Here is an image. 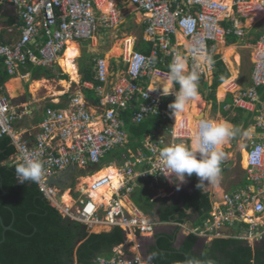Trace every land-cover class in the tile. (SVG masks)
<instances>
[{
	"label": "built area",
	"instance_id": "built-area-1",
	"mask_svg": "<svg viewBox=\"0 0 264 264\" xmlns=\"http://www.w3.org/2000/svg\"><path fill=\"white\" fill-rule=\"evenodd\" d=\"M107 1L0 0V4H12L20 19L17 38L6 42L0 37V60L8 73L15 76L22 67L30 64L52 68L59 65L70 42L92 40L101 30L118 26L120 21L116 12L108 15L102 13ZM254 1L131 0L144 16L145 39L153 43L154 47L151 55H145L136 51L135 45L129 52L128 44L125 43L121 55L124 67L115 82L106 61L96 62V78L103 84L97 88L102 111L93 114L81 106L78 100L72 101L63 110L48 108L36 135L35 145L31 146L16 132V124L25 118L26 112L0 89V138L9 136L12 139L17 149L14 161L22 163V157L28 156L43 164L44 173L39 187L64 217L92 228L105 226L112 230L120 227L124 229L127 239L130 235H155L157 223L136 208L132 207L128 211V203L122 197L131 195L140 180L149 181L152 188L162 184L172 186L178 181L174 176H167L159 153L166 147L177 145L178 139H191L186 129L179 133L171 131L172 140L169 144L163 138L155 142L147 141L145 151L140 149L128 159L125 156V166L123 170L119 169L125 179L120 188L114 191L109 203L105 202V197L96 202L92 194L88 193L79 203L75 201L76 210L68 206L64 209L63 202L59 201L60 190L49 186L48 181L72 166L82 170L92 168L82 177H94L105 166V158L110 152L125 148L129 143L122 112L137 108L133 118L136 123L150 116H166L163 108V97L166 95L148 86V81L151 83L154 75H169L158 68V61L165 64L166 57H171V66L185 61L188 71L192 68L199 77L212 74L216 46L231 36L245 37L243 27L237 25L234 16L254 13L257 8ZM226 21H233L234 24L225 25ZM178 35L184 38L187 45L183 53L180 51L181 45L175 40ZM252 83L250 88L238 91L234 98L236 107L246 109L247 104L254 105L258 101V88L264 86V34L256 43ZM232 88L233 85H230L228 90ZM256 127L262 131L261 139L253 142L248 149L246 167L255 191L241 190L226 194L223 208L215 214L217 226L235 221L247 222L249 210L255 215H264L263 113L257 118ZM136 168L141 170L137 172ZM110 180V177L97 180L92 191L107 186ZM71 196L74 200L73 190ZM214 229L209 230L206 225L196 233L208 237L215 232ZM114 253L109 259L98 257L95 264H146L140 257L131 258L123 246L115 248Z\"/></svg>",
	"mask_w": 264,
	"mask_h": 264
},
{
	"label": "trees",
	"instance_id": "trees-1",
	"mask_svg": "<svg viewBox=\"0 0 264 264\" xmlns=\"http://www.w3.org/2000/svg\"><path fill=\"white\" fill-rule=\"evenodd\" d=\"M1 12V8H0ZM18 18L14 19L16 24ZM18 23V22H17ZM139 29V27H137ZM146 25H141L138 35L136 50L151 55L153 43L145 40ZM236 37L230 38L228 42L235 43ZM173 41V39H172ZM174 42V41H173ZM163 57L159 55V57ZM165 64L158 61V68L169 73L171 68V57H166ZM213 83L205 82V77H200V93L207 101L218 109L217 90L226 82L231 74L226 63L219 55L212 58ZM95 65V63H94ZM54 68V67H53ZM53 68L38 67L32 64L22 67L24 74H30L32 78L40 80L58 79L64 80L68 76L63 74L60 67L58 71ZM83 82H90L97 86L102 83L96 80L93 64L82 69ZM11 76L0 60V89L5 93V85L11 80ZM253 83L249 85L251 87ZM177 89L180 85L176 83ZM88 99L92 98L100 102L95 90L84 89ZM261 103L264 102V86L258 88ZM224 94H221L222 98ZM67 98V97H66ZM175 100L174 96L163 97V108L171 112L169 107ZM232 99H227L220 105L224 117H228L232 110L236 112L234 117L228 118L236 129L242 121L245 128L255 124L256 113H248L240 108L225 110ZM47 108H63V105L49 104ZM137 108H131L122 112L121 117L126 131L129 134V143L125 148H118L110 152L105 162L112 161L114 157L124 160L123 155L130 156V151L138 148L145 149V142L159 129L171 132V123L168 116L161 114L150 116L141 123L134 121ZM189 147L188 144H184ZM190 148V147H189ZM146 150V149H145ZM17 153L9 136L0 138V262L2 264H95L98 257L112 258L114 249L126 243L124 229L117 227L109 232L90 233L89 226L71 218L64 217L42 193L38 183H17L15 168L20 163L11 160ZM125 164V163H124ZM194 191L192 194L182 192L180 196L171 200L152 201V192L148 189L149 181L140 180L138 186L132 193V200L144 214L148 216L158 215L161 222H182L187 217V211L193 210L198 215L197 226H203L208 220H212L213 206L210 194L199 190L196 184L198 178L193 175L189 177ZM250 181H246L248 185ZM162 203L159 211H155L158 203ZM6 227L11 229L6 230ZM238 232L234 238H217L207 245H201V238L195 234H189L182 243L179 250L174 248L177 233L172 235L159 234L158 245L149 248L148 254L152 257L153 264H185L186 261L198 262V264H264V238L256 246H250L248 241L241 238L245 231L252 232V225L236 221L232 224ZM200 247V248H199ZM126 252L131 255L130 251ZM188 258V259H187Z\"/></svg>",
	"mask_w": 264,
	"mask_h": 264
},
{
	"label": "crops",
	"instance_id": "crops-1",
	"mask_svg": "<svg viewBox=\"0 0 264 264\" xmlns=\"http://www.w3.org/2000/svg\"><path fill=\"white\" fill-rule=\"evenodd\" d=\"M114 1L117 2V7L115 9H113L111 11V13L112 12H116L119 15V12L117 10L119 3H118L117 0H114ZM229 1H231V0H229ZM254 2H255V4L257 3L256 4L257 8L255 9L254 13H252L251 15H247V16L246 15H242V16L241 15H235L234 16V19H236L238 21L237 25L239 27L240 26L243 27V29L245 31V37L240 38L238 36H231V37L227 38L225 41H222V42L218 43V45L215 48V55H219L222 58V60L226 63V65H227V67L229 69V72L231 74V77L226 82H224L225 84L223 83L224 84L223 87H226V90L228 91V87L230 85H233V88L231 90L233 93L226 91V93L224 94V96L222 98H220L219 95L217 96L218 106L219 107H218L216 112H218L219 117H220L219 119L217 118L218 121L214 120V118H212L210 115H208L207 112H205V110L202 113V115H204V117H203L204 119L201 118L203 120H209V121H215V122H220V121L221 122H227L228 124H230L231 126H233L235 128V130L238 133L237 134L235 133V135L233 136V137H235L236 140H234V138H231L228 141V145L230 146V147L229 146L228 147H229L230 150L233 149V146L236 144V142L239 139H241L244 136V134L247 133V131L253 133L252 135H250V137H251V139H253V141L251 142V140H250L251 143H250V145H248L249 147L245 151V153H246L245 154V160H246V156L248 154V149L250 148L252 143L255 142V141H259L261 139V134H262L261 130L256 127V122H255V124H251V126L245 128V122L244 121L241 122V124L239 126V129H236L235 125L233 123H231L230 121H228V118L234 117L236 115V112L234 110H232L231 113L228 115V117H224V115L222 113V110L220 108V105L223 104L228 98L234 100V97L238 94L237 91L239 89L248 88L249 85L252 83V73H253L252 71H253L254 65L250 64V66H249L247 64L246 58L244 56L245 53L238 54V52H237L238 48L237 47L241 46L244 49H248L251 52V54H252V57L249 56V59H252L253 61H255L256 43H257L258 39L264 34V3H263L264 0H255ZM129 3H130V0H129ZM130 5L135 10H137L136 7L133 6L131 3H130ZM0 8H1V12H0V37L6 42H11L12 40H14L15 38H17L19 36V31H18L19 26H20L19 15H18L17 9L12 4H8V3L7 4H0ZM103 14H106V13L103 12ZM142 17H143V20H144V16L143 15H142ZM16 18H18V20H17L18 23L16 22V24H15L14 23V19H16ZM248 22L250 23L249 25H247ZM224 24L225 25L234 24V22L233 21L232 22H227L226 21ZM233 37H236L237 40H236L235 43H231L230 44L228 42V40L230 38H233ZM132 39L134 40V45H135V48H136L137 40H136V38H132ZM94 40L96 41V38H94L93 41ZM175 40L178 41V43L181 45L180 51L183 53L185 51V48L187 47L184 38L181 35H178ZM95 41H94V43H95ZM86 42H90V41H86ZM229 47H233L235 49V51H236L235 55L231 58V64H230V62L227 61L228 59L225 57V52H226L227 48H229ZM123 49H124V45H123L122 50ZM80 50H81V48H80ZM81 52H82V50H81ZM238 55L241 56L240 57V63H238V61H237L238 60L237 59ZM82 58L83 57L81 55L80 57H78L75 60V63L77 65V67L79 65V69H78L79 75H80L79 76L80 77L79 81H80V83L82 85V89L78 90V92H77L75 97H70V96H68L66 94V95L63 96V98H65V101L62 102V99H56L55 100L56 102L54 101L53 103H49V104L63 105V108H56V110H63V109H66L68 106H70L72 101L78 100V102H79V104L81 106L86 107L93 114H96V113L99 114L102 111L100 102L97 103L92 98L88 99L86 97L85 93H84V89L95 90L96 93H97V88L102 86L103 84H101L100 86H97V88H96L93 83L83 82V75H82L83 65L87 66V67H90V64L92 63L93 64V71L96 74L95 67H96V61L98 59H105L110 64H112L113 62H116V67H115L114 72H113V69L111 67V71H112L111 73L114 76L113 79H114V82H115L117 80V78L119 77L118 73L121 72L122 68L124 67V64L122 62L121 57H119L118 59L116 57H114V56L109 58V59L106 58V57L97 58L93 54L88 55L89 63H85V61L83 60V62L81 61V64H79L78 61L81 60ZM116 59L119 60V61H117ZM94 63H95V65H94ZM183 64H185V61L183 62ZM246 65L249 66L247 71H246ZM60 69L62 71H64L62 67ZM186 71H187V69H186ZM63 74L68 76V78L64 79V80L65 81L69 80V74L66 73L65 71H64ZM166 76H168V75H160V74L154 75L151 83L148 81V84H149L148 86H150L151 88H157V89H162L163 88L164 89V86L168 85L169 86V89H167L168 91L166 89H164V90L167 91V92H171V90H173V89H170V88L174 87V83L171 81L172 82V87H171L167 83V79L165 78ZM163 77H164V79H163ZM233 77L236 78V79H232ZM17 78L21 79V90H22V92H18L16 97H13V95L9 92V90L7 88V84L10 81H12L14 79H17ZM46 80H49V79H46V78H42L40 80L34 79V78H32V76L30 74H24V71L21 69L18 72L17 75H15L11 80H9L6 83V85H5V93H6V95H8L12 99L13 103L15 104L16 100L20 99L22 97V95L24 93V90H25V92L28 93L27 88H28V86L30 84H33V82H35V81H45V82H47ZM64 80H60V81H64ZM96 80H97V78H96ZM230 80H232V82L228 83V81H230ZM23 81H24L25 84L23 83ZM204 99L206 100V98L203 96V100ZM207 102H209V101H207ZM204 103L205 102H203V104ZM49 104L43 105V106H41L40 104L30 106L28 103H24V102L21 103V104H18L19 107L21 108V110L26 112V116H25L24 119H22L21 121H19L16 124V132L18 134H21L23 136V139L26 142H28L29 145H31V146L35 145L36 135L40 131V125L42 124V122H43V120H44V118L46 116V111L48 109L47 106ZM231 108H237L236 106H234L233 102H232V104H228L226 106L225 110H230ZM238 108H240V107H238ZM240 109H242V110H244V111H246L248 113H256L258 107H257V104H254V105L247 104L246 109H243V108H240ZM260 111L264 114V102L261 103V110ZM191 115H192V111H191ZM167 116H169L168 112H166V117ZM256 118L257 117L254 118L255 121H256ZM174 119H175V116L173 117V121H174ZM100 127H101V125H100ZM159 138L165 139L166 140V144H169L171 142V140H172L170 132L168 133L166 130L159 129L156 132H154V135L152 137H148L146 139V142L147 141L155 142ZM180 140H181L180 142H177L178 144H183L184 145V141L188 142L189 144L191 143V141H189V140H182V139H180ZM189 147H190V145H189ZM140 149H142V148H138L137 151H134L133 149H131L130 156H131V154L137 153ZM142 150L145 151V149H142ZM125 156H127V155H123L124 160H121L118 157H114L112 161L108 162V165H109L108 168L112 167V166L117 168L118 170H119V167L124 168V166H125L124 163L130 157L129 156V157H127V159H125ZM14 159H15V156L12 157L11 160H14ZM225 166L226 165H225V163L222 160V162L220 164L221 170H223L225 168ZM139 170H141V169L139 168ZM139 170L136 168L137 172ZM245 170H246V167H245ZM85 177L76 179V184H77V181L80 180V179H82V180L88 179V177L87 178H85ZM124 179H125V177L123 176L122 183H123ZM144 181H146V180H144ZM246 181H249L247 174L244 177V179L241 180L240 183H237V184H234V185L231 184L230 186H227L225 188H223L222 186H219V188L223 192V194H220V192H219L220 190L215 189V187L208 186L207 190H204V193L210 194V199H211V203H212V206H213L212 215H215L217 213V211H219V210H221L223 208V200H224V196L226 194L236 193V192L241 191V190H248V191H253L254 190L255 191V187L253 185H251V182L247 185ZM187 184L189 185L190 190H180L178 192V190H179L178 188L184 187ZM148 189L151 190V192H152V201H154V200H164V199L173 200V199L177 198L178 196H180V194L182 192H187V193L192 194L193 191H194V186H193L190 178L186 176L184 183H179V181H176L172 186H166V185L162 184V185H159L157 188H152L150 186V184H149ZM74 191H75V189L73 190V192ZM76 193H77V191L74 192V194L77 197L79 194H76ZM87 194H88V192H87ZM169 194H171V195H169ZM87 196L88 195H86V197ZM132 197H133L132 194L122 197L128 203L127 210L130 211L131 209L136 208V209H138L140 211V209L137 207V205L133 202ZM216 202H220L221 204L219 206H215ZM161 205H162V203L159 202L157 204L156 208H154V210L155 211H159V208H160ZM140 212H142V211H140ZM149 217L153 221H155L157 223L155 236L158 237L159 234L172 235L174 233H177V237H176L175 241L179 238V233H181L180 231L182 229L184 230L183 233L187 237L189 234H192V233L195 234V232L198 229H202V228L206 227V225H208L209 230H212L213 228H215L214 229L215 232H212L208 236V238L202 237V236H200V237L202 238L201 239L202 242L205 243V242L209 241V242H207L209 244L214 239L227 238L226 236L223 237V235L219 234V231L222 230L223 228H225L226 226H230L229 223H224L221 226H217L216 223H215L216 222V217L215 216H213L215 218H213L212 220H208L203 226H197L198 215H196V213L193 210H191V209H189L187 211V217L184 219V221H182L180 223L179 222H161L159 217H158V215L153 216V217L149 216ZM232 228L235 231L236 228L234 226ZM253 229H255L254 231L257 230V228H254V227L252 228V230ZM109 231H111V230H109ZM109 231H105L104 230L102 232H109ZM102 232H98V233H102ZM251 234H252V232L245 231L243 233V235H242V238L243 239H248L249 235H251ZM220 235L222 237H220ZM259 235H261V234H259ZM148 236H152V235H148ZM235 236L237 237V233L236 232H235ZM138 237L140 238V237H147V236H138ZM257 237H259V236H257ZM126 239H127V237H126ZM126 242L128 243V239H127ZM126 246H129V245L126 244ZM151 246H153V245H150V247ZM137 247L140 248L139 246H137ZM150 247H148V248H150ZM132 255L134 257L137 256V257L142 258L143 262L146 263V264H152L151 260L149 261V257H151V256L147 252H146L145 255H142L139 251H137V253H135V254L132 253Z\"/></svg>",
	"mask_w": 264,
	"mask_h": 264
},
{
	"label": "rangeland",
	"instance_id": "rangeland-1",
	"mask_svg": "<svg viewBox=\"0 0 264 264\" xmlns=\"http://www.w3.org/2000/svg\"><path fill=\"white\" fill-rule=\"evenodd\" d=\"M117 1L119 3L117 10L119 12V21H120L118 26L111 27L110 29H107V31H104V32H99L95 37L96 38V41L94 40L95 43L93 40H91L90 42H86L83 40H76V43L79 45V47L82 50V52H81V50L79 48L78 52H79L80 56L82 55V57H83L81 60L78 61L79 64H81V61L83 62V60L85 61V63H89L88 55H90V54L95 55L97 58L106 57L109 59V58L114 56L118 59L120 57V55L122 53H124V50H122V48H123V45L125 43L128 44V51L131 52L133 50V46H134V40L132 38H136V40L138 42V35L140 32L139 30H140L141 25L144 24L142 15L130 5L129 0H117ZM249 24L250 23L248 22L247 25H249ZM137 27H139V29ZM237 48H238L237 49L238 54L245 53L244 56H245L247 64L249 66H250V64L251 65L255 64V61H253L252 59H249V56L252 57V54L248 49H244L241 46H239ZM119 49H121L123 52L119 53L117 51ZM235 52L236 51L233 47L227 48V50L225 52V57L228 59L227 61L230 62V64H231V58L235 55ZM240 57L241 56L238 55V58H237L238 63H240ZM117 61H119V60H117ZM248 65H246V71L249 68ZM111 66H112V69L114 72L115 67H116V62H113L111 64ZM77 68L79 69V65ZM53 69L55 71L59 72L57 66H54ZM192 71H193L192 68L189 71L187 69L185 74L191 73ZM62 72L64 73V71H62ZM118 75H119V73H118ZM165 78L167 79V83L172 87L173 81L171 82V80L169 79V75L166 76ZM79 79H80V77H79ZM232 79H236V78L233 77ZM70 80H71V78L69 76V80H67V82H68L67 86H64L62 84V81L57 80V79L46 80L47 82H45V84H43L41 87H38L37 89H34L31 86L32 84H30L27 88L28 93L25 92V90H24L22 97L20 99H17L15 104L18 105V104H21L24 102V103H28L30 106L38 105V104L43 106V105H47L49 103H53L56 99H62V102L65 101V98H63V96L66 94L70 97H75L78 90L82 89V85H81L79 80H78L79 83L78 82L72 83V81H70ZM200 80H201V78L199 77L198 85L201 84ZM204 81L208 82L211 85L213 82L212 75L210 73H207L205 75ZM231 82H232V80L228 81V83H231ZM23 83H24V81H23ZM175 84L176 83H174V87L171 88V89H173V90H171V92H167L163 88H162L163 90L162 89H159V90H161L166 96H174L175 97L176 94L179 92V89H180L179 88L177 90V87ZM224 84L218 88L217 96L219 95V97L221 96V94H225L227 91L226 87H223ZM198 91H199V86H198ZM227 92H232V91L228 90ZM13 97H16V96H13ZM198 100L201 101L202 103L205 102L206 107L203 110H205V112H207L208 115H210L212 118H214V120L218 121L217 118L219 119L220 117H219L218 112H216L217 110H215L213 108V104L211 102H207L205 99L203 100V95L200 93V91H199ZM194 106L199 108L201 106V104L197 103ZM173 117H174L173 111L169 112L168 120L171 123V128H172L171 131H175ZM194 118L196 121H199L201 119V118H196V117H194ZM233 129H234L235 133L237 134L238 132L235 130L234 127H233ZM252 134L253 133L247 131V135L244 134V136L241 139H239L236 142V144L233 146L234 150L233 149L230 150L228 147H226L223 150V153H224L223 162L225 163L226 166L223 170H221L218 185H209V186L215 187V189L220 190L219 186H222L223 188H225L227 186H230L231 184L234 185V184L240 183L241 180L244 179V177L247 174L246 170H245V167H246V160H245V154L246 153H245V151L249 147L248 145H250V143L253 141V139H251V137H250V135H252ZM232 138H234V140H236L235 137H232ZM185 140L191 141V143L189 144L190 148H191L192 136H191V139H185ZM250 140H251V142H250ZM180 141L181 140H179V142ZM184 144H188V142L184 141ZM119 169L123 170L121 167H119ZM82 181H83L82 179L78 180L77 184L75 185V188H74L75 191H77L76 194H79L77 197L74 194L76 199L74 198L73 204L71 206V208L74 207L73 208L74 210L77 209V204L75 206V201H77L79 203V200L86 198V195L88 192V184H84V183H82ZM178 189H179L178 190V192H179L180 190H190V187L187 184L186 186L178 188ZM67 192H71V191L69 190ZM219 192H220V194H223V192L221 190ZM70 195H71V193H70ZM169 195H171V194H169ZM122 203H124V202H122ZM220 204H221L220 202H216L215 206H219ZM67 208H69V207H67ZM64 209H65V207H64ZM251 211L248 213V215L250 213H253V211L252 212ZM63 214H64V212H63ZM249 217H250V215H249ZM249 217H248L246 223H250L252 221L251 222L252 225L255 226L257 228V230L254 231L251 235H249L248 240H249L251 245L256 246L257 244L260 243V241L264 237V216H258V215L253 214L252 217H250L252 219H250ZM101 230L102 231H104V230L109 231V229L106 228L105 226H100V227L97 226V227L93 228V232H95V233L102 232ZM235 232L237 233L238 230L235 229ZM259 234L263 235L262 238L257 237V236H260ZM147 237H151V236H147ZM207 242H209V241H207ZM207 242L202 243L200 245V247L202 248L203 245H207L208 244ZM126 244H128L129 246L124 245V247L125 248L128 247V249L131 253L135 254V253H137V251H139L142 255L146 254V249L148 247H150V245H151V244H145L142 248H138L137 246L141 245V241H140L139 237L138 236L135 237V236H131V235H130V237H128V243H126Z\"/></svg>",
	"mask_w": 264,
	"mask_h": 264
},
{
	"label": "clouds",
	"instance_id": "clouds-1",
	"mask_svg": "<svg viewBox=\"0 0 264 264\" xmlns=\"http://www.w3.org/2000/svg\"><path fill=\"white\" fill-rule=\"evenodd\" d=\"M130 3L132 4L131 0H130ZM105 15H108V14H105ZM104 31H107V29H103L100 32H104ZM83 41H91V40H83ZM74 43H76V41H74ZM98 60H105V59H98ZM106 64L110 67V71H111V67H112L111 64L108 63V61H106ZM56 66L61 68L60 63L59 65H56ZM185 72H186V68L182 62L174 63L170 68L169 79L173 81L174 83H178L180 85L179 92L176 94L174 102L171 105H169V107L173 111L174 116H176V114L182 113L185 110L186 106L188 105L189 101H193L199 98V91H198L199 76L198 74L195 71H192L191 73H188V74H185ZM212 76H213V73H212ZM248 88L239 89V90H245ZM258 103H260L259 93H258V101L255 103L257 104V107H258ZM233 104H234V100H233ZM260 110L257 109V111H259L260 113L259 116L262 114ZM259 116H257V118ZM257 118H256V124H257ZM199 121L200 122L198 124V129L194 135L191 148L186 147L183 144H178L177 142H179L180 140L178 139L176 140L177 145L169 146L161 150V152L159 153V157H160V160L164 166V170L167 173L168 177L174 176L179 181V183H184L186 176L192 177L193 175H195L199 181L196 184V187L197 189L201 191V190H207L209 185H218L219 179H220V173H221L220 164L222 160L224 159V153L222 151H219L218 149L221 145L229 141L235 135V131L233 127L227 122L218 123L215 121H209V120H203V119H200ZM245 135H247V133H245ZM108 166H109L108 163H106L104 167L98 170V172L104 168H108ZM43 173H44L43 164L39 161H35L29 158L28 156H23L22 163H19L15 168V175H16L17 183H20V184H24L25 182L39 183L42 179ZM246 173H247V169H246ZM75 185H76V182L72 190H74ZM212 216H215V215H212ZM239 222H244V221H239ZM232 224L229 223L230 227H233ZM247 224L252 225V223H247ZM253 227L256 228L255 226L252 225V228ZM89 228L93 229L90 226ZM196 234L197 233L195 232V235ZM197 236L200 237V235L198 234ZM262 236L263 235H260L259 237L262 238ZM220 237L222 236L220 235ZM234 237H236L235 234H234ZM245 240H247L249 245L252 246L248 239H245ZM126 243L124 245H126ZM124 245H121V246L124 247ZM124 249L126 251L128 247L126 248L124 247ZM130 256L131 258H134L132 253ZM151 259L152 257H149V261ZM185 264H198V262L186 261ZM208 264H212V262L209 261Z\"/></svg>",
	"mask_w": 264,
	"mask_h": 264
},
{
	"label": "bare ground",
	"instance_id": "bare-ground-1",
	"mask_svg": "<svg viewBox=\"0 0 264 264\" xmlns=\"http://www.w3.org/2000/svg\"><path fill=\"white\" fill-rule=\"evenodd\" d=\"M229 3H231V1H229ZM116 7H117V2L114 1V0L113 1L112 0H109L102 7V11L104 13H106V14H109ZM78 49H79L78 44L73 43V42H70L68 44V49L66 50V52L64 53V55L62 56V58L59 61V63L61 65V67L63 68V70L66 73L69 74V76L71 78L70 81H72V82H78V80H79V71H78L77 65L75 63V60L78 57H80V54L78 52ZM117 51L119 53H122V50L121 49H119ZM185 68H186V65H185ZM163 79H164V77H163ZM43 84H45V81H35V82H33L32 87L34 89H37L38 87H41ZM62 84L64 86H67L68 85V82L67 81H62ZM7 88L9 90V92L13 96H16L18 92H22V90H21V79L20 78H17V79H14V80L10 81L7 84ZM164 89H166V90L169 89V86L168 85H165L164 86ZM197 103L198 104H201V106L199 108H197L196 106H194ZM205 107H206V104L205 103L203 104L198 99L193 100V101H189L188 102V105L185 108V110L182 113L177 114V116L174 119V129H175L174 132L179 133L182 130L186 129L187 131L190 132V134L192 136V140H193L194 135H195V133L197 131L198 124H199V121H196L194 117H196V118H202L201 115L204 112L203 109ZM191 111H192V115H191ZM218 123H225V122H221L220 121ZM228 146L229 145H228V141H227L226 143H224L223 145H221L218 150L223 152L224 148L225 147H228ZM247 158H248V154L246 156V166H247ZM104 177H110V179H111L110 180V184H108L107 186H105V187H103V188H101V189H99L97 191H92L93 184L97 180H99L101 178H104ZM122 180H123L122 174L119 172V170L117 168H115V167L112 166V167H109V168L102 169L94 177L85 179V180H83L82 183L88 184V193L89 194H92V196L95 198L96 202H100L102 200V197H105V202L106 203H109L110 200H111V198H112V196H113V194H114V191L115 190H118L120 188L121 183H122ZM70 193L71 192H66L64 194L63 198H62V202L64 204V207H66V206L71 207L72 204H73V198L71 197ZM123 204L125 205V203H123ZM250 211L251 210H249L248 213ZM253 214L254 213H250L249 214L250 217ZM249 215H247V217H249Z\"/></svg>",
	"mask_w": 264,
	"mask_h": 264
},
{
	"label": "water",
	"instance_id": "water-1",
	"mask_svg": "<svg viewBox=\"0 0 264 264\" xmlns=\"http://www.w3.org/2000/svg\"><path fill=\"white\" fill-rule=\"evenodd\" d=\"M201 116H202V118L204 117V115H201ZM92 170H93L92 168H90L88 170H82L78 166H72V167L68 168L67 170L59 173L58 176L49 179L48 184H49V186H51V187L55 186L60 190L61 193H60L59 201H60V203H62V198H63L64 194L69 190L72 191L73 186L76 182V179L81 178L84 173L91 172ZM3 225H4V223H3ZM4 227L6 230L11 229V227H6L5 225H4ZM89 232L94 233L93 229H90V228H89ZM180 232L181 233H179V238L175 241V244H174V248L177 250L180 249L182 243L186 239V235L183 233L184 230L182 229ZM219 234L226 236L227 238H232V237H234L235 231L233 230L232 227L226 226L225 228H223L222 230L219 231ZM139 239L141 241V245H139L140 248H142L146 243L151 244V245H158V237L157 236L140 237ZM201 243H202V241H201ZM0 264H2V263L0 262Z\"/></svg>",
	"mask_w": 264,
	"mask_h": 264
},
{
	"label": "flooded vegetation",
	"instance_id": "flooded-vegetation-1",
	"mask_svg": "<svg viewBox=\"0 0 264 264\" xmlns=\"http://www.w3.org/2000/svg\"><path fill=\"white\" fill-rule=\"evenodd\" d=\"M261 242H262V241H261ZM148 251H149V248L146 249V252H147V253H148Z\"/></svg>",
	"mask_w": 264,
	"mask_h": 264
}]
</instances>
